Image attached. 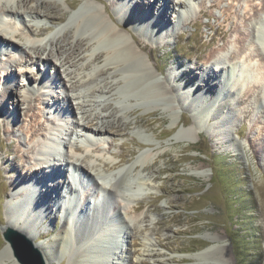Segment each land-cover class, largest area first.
<instances>
[{
	"label": "rangeland",
	"instance_id": "rangeland-1",
	"mask_svg": "<svg viewBox=\"0 0 264 264\" xmlns=\"http://www.w3.org/2000/svg\"><path fill=\"white\" fill-rule=\"evenodd\" d=\"M47 1L56 4L58 13L64 15L71 14L78 9V7L68 5V0ZM87 1L97 3L96 6H99V9L103 8V5L94 0H81L79 6ZM184 1L189 3L190 7L171 8V21L155 16V23L149 25L145 21H139L136 17L130 16L129 19L123 17L117 12L119 10L115 9L113 0H104L105 6L108 9L111 7L109 9L111 15L124 23L130 33L140 41L142 48L145 47L141 53L144 54L149 70L154 74V82L162 84V86L177 88V90H173L175 97L172 98V94L168 93L164 96L166 100L172 99L168 103H165L163 99H153L140 101L138 104L133 101L130 104L127 101V95H121V89H117V94L112 92V94L104 95L105 97L98 96L96 97L97 101L94 102L96 98L90 96V87L82 88V91L78 90L72 93L74 96L81 95L80 100L73 101L75 106L73 111L76 114L66 109V104H68L65 98L66 91L62 84L55 79V75L58 73L56 65L48 63L47 67L50 72L46 71V74L43 72L46 67L40 63L35 64L32 68H28L26 65L17 67L19 61L26 58L28 51L36 48L29 49V45L43 44L50 50V42L55 34L60 40H65L67 38L65 36L70 30V25L63 29L67 17L58 21H53L47 16L36 19L33 12H30V7H38L39 2L33 0L25 6L26 15L24 18H5L13 30H17V34H20L17 38L19 46L11 48L10 45H4L10 48L8 50L5 47L0 48V98L4 93L1 76L6 72L4 68L9 70L13 68V71H10L5 77L13 94L6 97L8 103L3 110L0 109V252L7 243L2 236V229L9 226L6 224V206L9 204V200H12V190L15 189L16 197H20L13 199L11 203V206L17 210L19 199H23L24 205L28 199L31 201V203L29 201L30 204H27L28 207L23 205L26 210L23 211L27 215L34 214V205H37L36 202L39 200V198L35 199L37 193L34 188L28 190L25 183L17 187L12 186L11 179L19 174L15 165L19 163L21 166L22 163H26L29 168L32 161L29 163L24 159H29L30 154L34 155L32 150L38 144L37 140L43 141L42 126L47 125L46 127L52 130L63 125L64 127L60 128L65 131V141L71 143L67 148L68 157L74 158H70L71 160L75 161L77 157L81 159L80 164L86 165L91 160L95 161L96 158L97 166L100 165V167L101 163L106 160H108L106 163L110 165L111 161L116 162L114 167L109 165L110 168H108L106 165L107 171L134 165L137 166V169L132 171L129 177L141 176L142 179L147 180L146 186L144 185L145 187L142 188H146L147 191L139 199L140 205H143L140 211L127 214L123 209L119 208L120 210H118L117 208L114 212L118 223L125 225L123 233L127 234L125 233V238L121 236L123 233L118 232L119 235H116L121 244L117 245L118 242L112 244V260L108 255H102L108 257L107 260L110 264H114L116 261L121 264H264V101L263 98L259 99L260 87L258 85L260 82L257 75H249L252 76L251 80H256L252 81L253 84H247V80H245L246 82L241 80V93L234 102L235 111L230 115L231 117L220 116L218 114L220 106L218 105L208 119V123L216 122L221 125L228 119L229 128L226 129V132L224 131L225 134L198 132L194 127L195 119H201L202 116L201 112L194 108L198 98L196 96L206 93L209 99H214L223 86L220 74L214 70L215 63L220 62V65L227 67L238 61L240 65L244 66L241 67L243 69L249 62L247 58L251 56L255 68H263L264 72L263 52L259 49V45L250 42L252 29L257 23L264 21V0ZM153 4L155 8L159 7L157 1L154 0ZM39 8L41 9V6ZM51 13L53 12L50 11ZM146 13L145 16L152 15L151 11ZM178 17H181L180 21H178ZM26 23L33 25L36 33L44 27L49 30L32 36L29 35L30 33L25 27ZM3 35L5 34L0 30V36ZM127 36L128 41H132L129 35ZM67 40L72 41L71 38L69 40V37L65 41L67 42ZM244 44L251 48L248 50L249 53L240 51V46L242 47ZM225 45H227V49L222 50ZM53 48L55 49V47ZM91 48L85 50L87 48L84 47L82 51L89 57L92 52L100 51L103 46L94 44ZM212 50H215L218 55L220 53L221 57L207 61ZM8 56L13 62L11 64H14L11 65L12 67L9 66L10 68L8 67L9 62H7ZM54 59L59 61V56L56 55ZM88 63L90 66L92 65L93 70L91 67L90 70L84 69ZM107 63L106 59L101 63H92V59L85 58L79 60L77 65L70 67L68 71L76 70L80 74L87 73V71L93 73L94 70ZM157 67L159 70H156ZM14 68L18 72L25 73L27 71L25 77L30 84H26V88L21 83H25V81L28 83V81L14 76ZM47 72L50 74L47 75ZM244 74L245 72L242 76L241 70V79L245 78ZM181 75L192 76V83L185 84L183 77L179 78ZM108 76L105 75L103 78L112 80ZM209 77L211 81H206ZM103 78L99 81L104 80ZM18 82L22 85L20 87H23L21 90L22 93H26V97L15 94L19 92ZM32 84L36 86L37 91L31 86ZM124 84L125 81H122V85ZM188 93L191 95L189 98L187 97ZM58 96L60 97L59 103L56 102L55 105L53 102ZM19 98L24 101L18 107L15 101ZM48 99L50 100L49 105ZM86 99H90V101ZM84 100L87 102L84 103ZM208 102L207 100L201 103V110L207 108ZM102 104L111 106L108 109H103ZM116 105L121 108L129 107L130 110L129 112L124 110L128 114L127 120L124 119L125 122H123L122 119L114 127L115 129L121 128L120 135L111 133L106 138L105 136H101V138L97 136V138L87 134L90 137L93 136L89 142L82 134L83 132L76 131L74 136L70 134L69 129L73 128V121L76 120L75 115L82 121L87 120L88 122L90 117L85 115V111L87 115L92 109L101 115H108L112 107H117ZM56 106L59 108L55 109ZM122 112L121 109L117 114L121 115ZM94 115L95 113L91 117ZM108 120H113V117H108ZM184 122H187L186 126H184ZM119 124H121L120 127ZM3 125L10 126L13 131L7 133ZM191 126L193 127L188 131L195 137L194 142L188 143L173 139L176 132L187 130ZM138 129L151 135L153 140L145 142V138L137 134ZM32 131L37 132L38 137H33ZM112 131L114 132V129ZM51 136L53 137V135ZM16 146L21 149L20 154L23 153L21 158L20 154L14 151ZM56 152L59 154L61 150ZM146 153L151 155L153 163L144 168L141 156ZM72 154L73 156H71ZM102 156L104 157L102 158ZM5 158H9L13 163L5 162ZM89 159L90 161H88ZM64 163L66 164V161ZM21 168H25L24 164ZM63 168L67 169V167ZM200 172H204L205 177H201L198 174ZM61 177L57 175L52 177V180H59ZM87 178L89 177L87 176ZM97 180L101 181L100 178ZM22 186L27 191L23 190ZM86 188L94 194L99 193L100 190L90 178ZM85 189L82 188L83 191ZM38 193L45 196V192L38 191ZM46 198L47 202L48 197ZM41 202L44 201L41 200ZM22 207L20 208L23 209ZM23 211L21 210V212ZM40 211L43 212V215ZM37 214L40 215V218L38 216V219L36 218L39 222L40 236L33 239L35 244L40 241L52 240L63 221L56 210H53L52 214H47V210L44 208ZM130 215L139 216V221L135 220L127 224ZM45 216L47 219L44 220ZM13 230L17 231L16 228ZM18 232L23 233L19 230ZM110 239L112 242L117 240L112 234L108 237L107 242ZM144 243L147 248L151 249L149 253L144 252ZM105 244L107 245V243ZM108 245L110 247L111 243L108 242ZM209 247L212 248L207 252L210 259L200 260L190 257V254L210 249ZM11 251L14 255L15 250ZM18 253L23 254L22 250H18ZM100 258L106 261L105 258ZM142 260L145 262L142 263ZM6 264L10 263L6 262ZM48 264H69V259L64 257L60 260L58 257L53 263Z\"/></svg>",
	"mask_w": 264,
	"mask_h": 264
},
{
	"label": "bare ground",
	"instance_id": "bare-ground-1",
	"mask_svg": "<svg viewBox=\"0 0 264 264\" xmlns=\"http://www.w3.org/2000/svg\"><path fill=\"white\" fill-rule=\"evenodd\" d=\"M15 1L16 4L14 5ZM30 1L33 0H0V30L3 31V33L5 34L2 37L0 36V48H4V45H10L11 48L12 46H19L17 38L19 37L20 33L17 34V30H13V27H11L7 23L5 18H24V15H26L25 6ZM37 1L39 2L37 5L38 7H30V12H33L35 18L40 19L44 16H47L53 21H58L63 18L66 19L67 17L66 24L65 26H63V29H66L67 25H70V30L67 32L65 37H67L66 39H68L69 37V40L71 38L72 41L67 40L66 42V39L60 40V38H58L55 34L50 42V50H48L47 47L43 44H32L31 46L29 45V49H31L32 47H36V50H29L26 58H24V60L22 61H19L17 67L26 65V67L32 68L35 64L40 63L41 65H44L46 67V69L43 71L44 74H46V71H49V67H47L48 63L56 65L58 73L57 75H55V79H57L58 82L62 84L63 89L66 91L65 98L68 101V104H66L67 110H70V112L72 111L74 114H76L75 111H73V109L75 110L73 101L77 99L80 100L81 95L79 94L78 96H74V94L72 93L81 90L82 88L88 87H90V96H94L95 98L98 96L112 94V92H116L117 89H121V95L126 94L127 101H129L130 104L133 103V101H136L138 104V102L140 101H147L153 99H163L165 100V103H168V101L172 100L164 99V96L168 93L172 94V98L175 97L173 95V90H177V88L170 86H162V84L154 82V74L152 73V71L149 70L150 68H148L149 65L147 66L144 54L141 53V51L144 50L145 47L143 46L144 48H142L140 41L135 37V35H132V33H130L124 23H121L118 19H115L111 15V12L109 10L111 7L108 9V7L105 6L104 0H94L103 5L102 9H99V6H96L97 3L94 4L92 2L87 1L85 4L79 6L81 0H68V5L72 7H78V9L74 10L71 14L68 15L58 13V11L56 10L57 5L52 2H49L47 0ZM153 1L154 0H113V5L115 9L119 10L117 12H119L123 17H126L127 19H129L130 16L136 17L139 21H145V23L147 22L149 25L155 23V16L162 20H165L167 18L168 21H171V8L176 9V6H189V3H186V1L184 0H155L158 2L159 6H157L158 8H155ZM39 6H41V9L39 8ZM50 11H52L53 13L50 14ZM148 11H151L153 16L151 14V16H145L147 14L146 12ZM25 27L30 33L29 35L32 36L38 35L39 32L49 30V28L44 27L39 29V31L36 33L35 29L33 28V25L26 23ZM251 32L250 33L252 35V38L250 39V42L259 45V49L262 50V54L264 55V21H260L259 23H257ZM127 35H129L132 41H128ZM94 44H99L101 47L103 46V48L100 51L92 52V55L88 57V55L84 54V51L82 50L84 47L87 48L85 50H90V48L93 47ZM53 47H55V49ZM223 49H227V45H225L222 50ZM248 50H251V48H248L247 46H245V44L242 47L240 46L241 52L249 53ZM56 55L59 56V61L54 59ZM215 57L219 59V57H221V54L219 53L218 55L215 50H212L208 55L207 61H211ZM85 58L92 59V63H101L106 59L108 63L101 68H97V70H94L93 73L87 71V73L80 74L76 72V70L68 71L70 67H75L79 60ZM7 59V62H9L8 67H12L14 64H11L12 61L10 56H8ZM252 60L253 57L251 56L247 58V61L249 62L246 61V66L245 68H243L244 71L241 68L244 66L240 65L238 61L234 65H230L227 67L222 66V64L220 65V62L214 64L216 67L214 68V70H216L218 74H220V77L223 80V86L221 89H219L218 95H216V98L214 99L212 97V99H209V96L206 93H201L196 96L198 98L195 101L194 108L201 112L202 115L200 117L201 119H195L194 127L198 130V132L205 131L207 133L215 135L218 133L225 134L226 129L229 128L228 119H224L225 123L223 125L216 122L208 123V119L212 116V112L215 111L218 105L220 106V109L218 110V114H220V116L227 118V116L229 117L230 115H232L233 111H235L234 102L241 93V80H247V84H253L252 81L254 80H251L252 76H249L250 74L257 75V79L260 82L258 85L260 87L258 93L259 99L263 98L264 101V72L262 71L263 68H255V65H253L254 62ZM90 67L93 70L92 65L90 66L88 63L84 67V69L90 70ZM78 69L80 70V68ZM156 70H159V68L157 67ZM241 70L242 76L243 72H245V78L243 79H241L240 76ZM4 71L6 72L1 75L4 83L2 84V88H4V93L0 98V109L2 108V110L8 103L6 97L13 94V90L10 88L9 83L7 82V78H5L6 76H8L7 74H9L10 71H13V68H11L10 70L4 68ZM26 72H18L17 69L14 68V76L16 77L26 79ZM49 74L47 72V75ZM105 75H109L108 77H111L112 80L104 79L103 76ZM247 77L248 79H246ZM101 78L104 79L102 80L103 84H101L102 81H99L101 80ZM179 78H182L185 84H190L193 81L192 76L184 77V75H181L179 76ZM26 80L28 81V83L26 81L25 83H21L23 84V87L25 86V88L26 84H30L29 80ZM122 81H125L124 85H122ZM206 81H211V78H207ZM18 86L19 92H16L15 94H19V96L26 97V93H22L21 88L23 87H20L22 85H20L19 82ZM31 86L34 87V90L37 91L35 85L32 84ZM194 88L197 89V87ZM225 90L226 93H224ZM189 93L187 94L188 98L191 96V93ZM59 99V96L56 97V101H54L53 103L56 105V102L59 103ZM90 99L86 100L90 101ZM86 100H84V103L87 102ZM91 100H93V98ZM207 100L209 101L207 108L201 110V103L206 102ZM22 101H24V99L20 100L19 98L18 100H16V106L19 107L20 104H23ZM95 101H97V98L94 99V102ZM15 103L13 102L14 105ZM47 103L48 105L50 104L49 99ZM55 105H52V107H55ZM110 106L103 105L102 108L108 109L110 108ZM116 106L117 107H112L108 115H101L98 112H94L93 109L90 114L87 115L85 111V115L90 117L88 122L87 120L82 121L75 115L74 117H76V120L73 121V128L69 129L70 134L74 136L75 132L78 131L85 132L86 134L90 133L92 135H95L96 137L98 136L99 138H101V136H105L106 138L110 136L111 133H116L120 135L121 128L115 129L114 127H116V123H120L122 119L123 122H125L124 119L127 120L128 114H126V112H129L130 110L129 107L121 108L118 107V105ZM58 108L59 106H56L55 109ZM121 109L123 111L122 113L124 114L123 118L122 113L121 115L117 114L121 111ZM125 109L127 110L126 112H124ZM93 113H95V115L91 117ZM108 117H113V120H108ZM121 124H119L118 126L120 127ZM186 125L187 122H184V126ZM46 126H42V133H44V135L42 136L44 137L43 141L37 140L38 144L35 145L34 150L31 149L32 152H34V155L30 154L29 159H24L25 162L29 161L30 163L32 161L31 165H29V168H27L26 163H22V165L24 164L25 166V168L23 169L21 168L22 165L20 166L19 163L16 164L15 166L16 169H18L19 174H17L15 178L11 179L12 186L17 187L18 185L25 183L27 189L29 188L28 190L34 188V191L37 193L35 199L39 198V200L36 202L37 205H34L35 212L34 214L29 215H24L25 212H21V210H25L24 206H27V204L31 203L29 199L26 201V205H24L25 202L23 201V199H19V202H17L16 200L18 210L17 208L11 206L13 199L20 198L19 196L16 197L17 192L14 191L15 189L12 190V200H9V204H7L6 206V224H8L9 226H6L5 228H16L17 231L19 230L21 231V233L23 232V234H25L27 237H30V239H36V237L40 236L39 222L36 220L38 216L37 212L46 208L47 214H52L53 210H56L57 213L59 212V216L61 219H63V213L65 214V218L62 221L60 229L54 234V238L46 242H36V244L33 241L36 247L41 251L47 264L53 263L55 258L58 257H60V260L64 259V257H67L69 259V264H110L107 258L109 257V259L112 260V244L115 242H119V239L116 235H119L118 232L120 234L123 233L125 228V225L123 223H118V218L114 216V212L117 210V208L118 210L123 209L127 214L131 212L140 211L143 205H140L139 199L147 191L145 190L146 188L142 189L146 186L145 184H147V180L142 179L141 176H138L137 178L129 177V174L132 171H136L137 169V166H134L132 164L131 167L122 166L107 171L105 169L106 165H108V168H110V166L114 167L116 162L111 161L112 163L110 165L106 163V161H108L106 160L104 163H101L103 167H100V165L97 166L98 163L96 161V158L95 161L91 160V162H88L89 164L86 165L80 164V158L76 157L75 161L71 160L73 157H68L69 153L67 149L68 147H70L71 143L69 141H65V137L63 135H60L61 133L55 134L53 130ZM192 127L193 126L184 131L179 130L175 133L173 139L177 141L182 140L188 143L194 142L195 137L189 134L188 131ZM4 129L7 131V133L13 131V128H11L10 126H4ZM113 129L114 132L112 131ZM136 132L139 136H143L145 138V142L153 140L152 136L148 133H145L144 130L142 131L141 129H138ZM36 133L33 132L32 136L38 137V134ZM52 134L53 137L51 136ZM88 141L90 142L91 140L88 139ZM93 147L92 150L94 149ZM61 148L62 151L58 154L56 151H60ZM14 151L17 154H20L21 149L16 146ZM19 156L21 158L23 156V153ZM71 156H73V154ZM150 156L151 155L147 153L142 154L141 161H143L142 166L144 168L149 167L151 163H153V161L151 162ZM103 157L104 156H102V158ZM64 161H66V164L64 163ZM88 161H90V159ZM5 162L11 161L9 160V158H5ZM63 163L66 166L70 165V167L71 165H73L74 168H72V170L74 174H71V177L74 180L72 182L74 185L77 186L79 184L80 186V181L82 180V184H86V188L87 182L90 178L96 183L97 189H100L99 193L94 194L87 188H84L85 191H83L82 187H79L80 190L78 188L76 190H73L72 185H70V181H68L67 183L68 173L67 170L65 172L63 168ZM52 166L55 167L52 168ZM198 174L201 177H205L204 172H200ZM57 175L62 176L61 179L52 180V177L54 178ZM87 176L89 178H87ZM97 178H100L101 181L97 180ZM60 188H64L65 192H62ZM27 189L23 187V190L27 191ZM36 190L45 192V196L41 195V193H38V191ZM72 193L76 195V203L71 200L72 195L70 194ZM83 195H85L84 198ZM46 197H48L49 202H46ZM87 198L88 200L92 199L93 201V204L89 207V209L85 207V205L81 204V200H86ZM41 200H43L45 203L41 202ZM134 203L136 204L132 206ZM73 205L74 209H72ZM20 207H22L23 209H21ZM41 213L43 215V212ZM137 215H130L129 222H127V224L135 220L139 221L140 217ZM39 216L38 218H40ZM45 218L46 216L44 217V220ZM30 221L31 223L29 224ZM113 227H117V230ZM125 233L126 232L121 235L124 238ZM110 234H112L117 240L112 242V240L110 239L108 241L109 243H111L109 247L107 239L108 237H110ZM6 242L7 243L5 244V247L0 252V264H6V262L10 264H22L17 258L16 253L14 252V255L12 254L11 244L8 241ZM97 242L101 244H97ZM105 243H107V245ZM119 244L121 243H117V245ZM144 246V252L149 253L151 249L146 247V243H144ZM211 249L212 248H207L198 251L194 254H190V257L200 260H208L210 259V256L207 254V252ZM102 255H108V257ZM100 257L105 258L106 261H104ZM141 262L144 263L145 261L142 260ZM117 263L121 264L118 261L114 262V264Z\"/></svg>",
	"mask_w": 264,
	"mask_h": 264
},
{
	"label": "water",
	"instance_id": "water-1",
	"mask_svg": "<svg viewBox=\"0 0 264 264\" xmlns=\"http://www.w3.org/2000/svg\"><path fill=\"white\" fill-rule=\"evenodd\" d=\"M2 236L4 240L11 244L12 249L15 250L16 256L22 264H47L41 251L36 247L33 240L25 234H20L12 228H3ZM20 249L23 252L22 255L18 253Z\"/></svg>",
	"mask_w": 264,
	"mask_h": 264
}]
</instances>
